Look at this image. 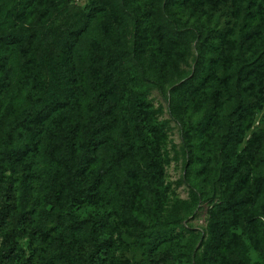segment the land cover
Masks as SVG:
<instances>
[{
    "label": "trees",
    "instance_id": "16d2710c",
    "mask_svg": "<svg viewBox=\"0 0 264 264\" xmlns=\"http://www.w3.org/2000/svg\"><path fill=\"white\" fill-rule=\"evenodd\" d=\"M30 2L32 10L18 15L21 20L24 12H47L55 1ZM155 2L150 11L145 0H96L81 23L64 27L54 67L66 93L57 102L43 103L41 96L49 87H39L29 73L36 36H7L22 61L24 78L34 82L38 94L27 97L30 106L7 125L0 143V264H54L48 251L56 247L63 264H108L117 246L104 233L97 210L109 209L122 225L125 215L140 223L138 214L144 208L159 216L166 196L161 160L165 135L153 124L146 103L132 101L136 80L156 88L181 125L187 168L194 170L198 162V127L190 101L195 100L197 111L206 108L209 137L218 136L222 149L219 178L228 184L214 186L211 196L194 197L197 206L216 205L190 264H248V244L264 255L263 139L254 134L242 153L231 157L229 151L245 142L255 116L264 109V6L256 5L257 0H248L246 6L244 0H232L237 13L245 11V24L235 38L233 29L212 37L211 30L195 29L179 14L181 7L206 8L211 14L229 0ZM182 45H193L197 52L191 72L171 61L181 57ZM0 67L1 114L12 85V66ZM257 160L263 167L254 173ZM117 171L123 180H114ZM115 199L117 207H112ZM19 200L23 212L16 215L19 222L10 232L9 219ZM47 207L67 209L53 234L44 227ZM88 208L96 213L82 217L80 212ZM37 209H43L42 214ZM182 222L174 215L168 226ZM115 229L121 235V228ZM17 236L28 239L26 249L14 242ZM40 240L46 248L37 247ZM156 247L150 264H167L170 250Z\"/></svg>",
    "mask_w": 264,
    "mask_h": 264
},
{
    "label": "rangeland",
    "instance_id": "374dc122",
    "mask_svg": "<svg viewBox=\"0 0 264 264\" xmlns=\"http://www.w3.org/2000/svg\"><path fill=\"white\" fill-rule=\"evenodd\" d=\"M30 1L0 0V65L6 63L12 66V85L8 95L4 96L5 107L0 114V143L7 125L12 123L13 119L19 118L24 109L30 106V100H27V97L38 94V87H35L34 82L29 84L24 78L22 61L15 56L12 50L14 46L8 43L7 36L17 32L36 36L35 53L30 58L31 69L29 73L38 82L39 87L42 85L49 87L48 91L41 96L44 98L43 103L63 100L66 90L54 67V57L62 43L63 29L67 25L81 23L96 0H54V6L47 12L43 11L42 14L24 12L25 17L21 20L18 15L23 11L32 10ZM145 1L150 11L155 8V0ZM247 2L248 0H244V6ZM258 4L264 6L263 0H257L256 5ZM205 10L206 8L194 10L193 8L181 7L179 14L185 20L190 21L191 26L195 29L198 28L205 33L211 30L212 37L222 36L230 29L234 31V37H238L245 24V11L240 10L237 13L232 0H229L228 4H221L211 14L205 13ZM259 22L260 20L257 18L255 23ZM193 45H182L181 57L174 56L171 60H174L179 69L186 73L194 69V57L197 52ZM2 73L3 68L0 67V76ZM185 80L182 79L181 82ZM132 89L133 91L130 93L132 101L146 103L149 111L153 113V124L158 126L165 135L161 160L164 166L166 196L160 208L159 216H156L152 210L144 208L138 214L140 223L134 222V220H126L127 216L125 215L126 222L122 225L114 216H110L109 209L97 210L101 216L104 233L111 237L117 246L110 251L107 262L108 264H150L153 248L157 245L158 251L170 250L171 259L167 264H190L193 250L198 247L200 238L206 235L209 211L214 209L216 205L215 202L197 206V203H194V197L211 196L214 186L222 189L228 184V182L220 180L223 160L218 136L209 137L208 126L205 124L204 118L206 108L197 111L195 100L190 101L189 111L192 114V121L198 127L196 136L198 162L194 170L187 168V157L183 150L182 128L170 114L167 101L156 88L145 82L134 81ZM228 109L229 107L225 113ZM222 131L223 129H221ZM254 134L262 137L264 142V109L255 116L253 128L246 134L245 142L237 147L229 148L231 157L242 153L246 147V142L250 141ZM116 135L120 136L119 131L116 132ZM261 154H264V143ZM41 165L44 166V163L42 162ZM262 167V163L257 160V164L253 168L254 173H259ZM13 178L18 181L19 176L13 175ZM124 178V174L117 171L114 180L121 181ZM17 184L19 183L17 182ZM116 201L117 199L113 201L112 207H117ZM31 206L32 203H29V209ZM66 210L47 207L43 212V209H37L40 214L43 212L46 219L44 227L52 234L55 232L57 219L59 217L65 218ZM95 211V208H88L81 211L80 214L84 217L90 213H96ZM22 212L23 209L19 200L15 215L9 219L10 232L14 231L16 223L19 222L20 218H17L16 215ZM174 215L182 217L183 222L176 227H169V220ZM116 226L121 228V235L115 229ZM14 242L20 248L26 249L29 241L22 236H17ZM37 247L39 249L46 248L41 240ZM248 250V264H264L262 253L254 250L249 244ZM58 252L57 247L49 249L48 258L54 264H63L58 259Z\"/></svg>",
    "mask_w": 264,
    "mask_h": 264
}]
</instances>
